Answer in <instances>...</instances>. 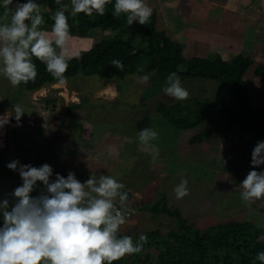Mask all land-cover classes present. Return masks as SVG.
<instances>
[{
	"label": "rangeland",
	"instance_id": "rangeland-1",
	"mask_svg": "<svg viewBox=\"0 0 264 264\" xmlns=\"http://www.w3.org/2000/svg\"><path fill=\"white\" fill-rule=\"evenodd\" d=\"M206 1L214 5L207 7L205 0H160L162 9L154 0H146L153 12L162 13L159 28L174 27L180 36L185 31L188 38L181 37L183 43L189 40L184 50L186 57L214 58L218 54L231 59L239 53L251 56L254 62L245 78L249 81L253 104L264 108V7L261 11L258 7L264 3L258 0L256 7L257 0ZM8 21L9 14H4L1 22ZM41 27L51 30L46 22ZM139 27V34H145L146 23ZM116 32L112 29L103 32L97 27L84 36L71 34L63 54L78 56L77 53L88 50L104 35ZM260 67L262 73L257 71ZM149 74L150 79L143 82L136 73L108 79L79 72L64 84L47 83L33 91H24L0 77V113H11L14 103L27 111L19 126L13 116L10 124L0 129V198L22 183L18 172L6 167L8 162L18 159L34 166L47 162L54 174L67 176L72 171L81 181L92 172L114 175L122 181L125 189L133 193L126 202L133 217L120 230L134 239L141 232L159 230L165 235L177 228L173 216L141 205V201L155 204L165 198L200 229L229 220H249L264 233L261 210L264 200L244 202L239 195V184L247 173L252 168L264 169V165L250 163L255 144L264 137L243 132L237 126L226 127L220 115L206 119L195 128L178 129L156 111L158 101L176 100L164 94L163 88L153 86L155 71ZM182 84L189 90L184 104L191 102L192 97L219 98L217 81L190 78ZM82 101L83 106L75 113H67L71 104ZM149 126L159 132L156 143L160 154L155 160L140 151L137 139L138 131ZM209 128H219L222 132L218 137L191 144L192 135ZM181 176L188 179L190 192L176 199L172 189ZM38 191L32 194L37 195ZM151 249L150 253L156 256L155 247ZM123 264L143 263L128 255Z\"/></svg>",
	"mask_w": 264,
	"mask_h": 264
},
{
	"label": "clouds",
	"instance_id": "clouds-1",
	"mask_svg": "<svg viewBox=\"0 0 264 264\" xmlns=\"http://www.w3.org/2000/svg\"><path fill=\"white\" fill-rule=\"evenodd\" d=\"M110 2L70 0L69 11L68 4L56 0L58 7L52 17L50 34H46L41 27L45 24V9L37 0H0L5 15L10 13L7 23L0 22V77L13 86L34 81L35 57L53 78L66 83L64 74L69 58L63 51L71 35L69 16L104 15ZM113 8V15L124 14L128 25L145 24L153 12L146 0H114ZM111 64L119 70L124 68L119 59L114 58ZM138 71L143 73L138 80L150 79V74L142 68ZM162 91L175 100L189 97V90L176 71L169 72ZM26 112L22 105L14 103L11 113H0V129L10 124L13 116L19 126ZM158 137L159 132L151 126L138 131L140 151L154 160L160 154ZM250 163L264 165V140L255 144ZM6 167L18 172L22 183L0 198V264H113L126 255L141 253L148 243L143 232L135 239L133 235L120 234L121 226L129 218L128 192L116 176L92 172L81 181L72 171L67 176L54 174L47 162L34 166L18 159L11 160ZM37 189L38 194L33 195ZM239 189L244 202L264 200V169L252 168ZM172 190L176 199L187 196L188 179L181 176ZM254 259L264 264V251H258Z\"/></svg>",
	"mask_w": 264,
	"mask_h": 264
},
{
	"label": "trees",
	"instance_id": "trees-1",
	"mask_svg": "<svg viewBox=\"0 0 264 264\" xmlns=\"http://www.w3.org/2000/svg\"><path fill=\"white\" fill-rule=\"evenodd\" d=\"M37 2L45 9L43 15L46 24L52 25V17L58 7L56 0ZM62 2L69 5L70 11V0ZM113 3L114 0L106 5L104 15L94 13L89 17L79 13L76 17L69 16L71 34L84 36L89 30L97 27L103 32L108 29L117 32L109 36L104 35L78 56H66L69 58L68 69L64 74L67 79L79 72L108 79H121L134 73L142 75L143 73L138 71L142 68L144 73L156 72V76H153V86L159 90L163 88L167 75L172 71H176L182 81L190 78L214 80L218 82L220 99L192 97L191 102L185 104L184 100L172 103L160 100L156 103V111L162 113L178 129L195 128L206 119L220 115L224 118L226 127L237 126L243 132L264 137V108L253 104L249 81L245 78L246 72L254 62L251 56L239 53L231 59H224L218 54L214 58L186 57V44L174 40L165 29L158 28L157 12H152L146 22V33L139 34V22L128 25L124 14L114 16ZM4 14V9L0 8V22ZM114 58L123 62L122 70L111 64ZM33 59L37 66V77L27 84H20L22 90L33 91L47 83L58 81L41 61L35 57ZM261 67L257 69L259 73L263 71ZM83 104V101L71 104L67 113H75ZM221 132L222 129L209 128L192 135L190 142L201 143L207 141V138L218 137L216 135ZM125 190L129 200L133 193ZM141 205L156 213L163 212L173 216L177 224V228L170 229L165 235L159 230L144 232L148 236V243L141 253L131 254L143 264H261L254 258L258 251H264V233L252 221L229 220L200 229L184 217L179 208L170 206L166 198L155 204L141 201ZM261 210L264 211V206ZM131 216L133 217V214ZM131 216L128 219H131ZM120 234L124 233L120 230ZM151 247H155L156 256L150 253ZM127 256L114 261L113 264H123Z\"/></svg>",
	"mask_w": 264,
	"mask_h": 264
},
{
	"label": "crops",
	"instance_id": "crops-1",
	"mask_svg": "<svg viewBox=\"0 0 264 264\" xmlns=\"http://www.w3.org/2000/svg\"><path fill=\"white\" fill-rule=\"evenodd\" d=\"M155 1V4H156V6L157 7H159V8H162L163 9V6H162V4H161V2H160V0H154ZM227 1V3L229 2V0H225V2ZM205 2L207 3V7H210V6H212V5H214V4H212V2L211 1H209V2H207L206 0H205ZM215 2V1H214ZM264 3V0L263 1H261L260 0V4H262V3ZM254 5L257 7V5H258V0L257 1H255L254 2ZM203 7H204V3H203ZM216 7L217 8H219V5H216ZM224 7L225 8H227V4H225L224 5ZM258 7L260 8V11H261V8L263 9V4L262 5H258ZM161 14L162 13H160L158 10H157V26H158V28H159V22L161 21ZM204 18H206V17H204ZM209 18V17H208ZM210 18H213L212 16L210 17ZM43 29H45V28H43ZM159 29H165L166 31H167V33L169 34V35H171V37L174 39V40H177L176 38L178 37V38H180L182 35L187 39L188 37H186L185 36V31L182 33V35L180 36L179 34H178V31H177V29L176 28H171L170 30L169 29H166V28H159ZM46 30V33L47 34H49L48 32H50V30L48 31V29H45ZM183 38L181 37V39H178V40H181L182 42H183V40H182ZM177 40V41H178ZM191 40H192V38H191ZM189 41V40H188ZM188 41H184L185 42V44L188 42ZM208 49H210V48H208ZM211 51H214V49L213 50H209V52H211ZM209 55V54H208ZM224 58V57H223ZM86 129H87V127H85Z\"/></svg>",
	"mask_w": 264,
	"mask_h": 264
},
{
	"label": "built area",
	"instance_id": "built-area-1",
	"mask_svg": "<svg viewBox=\"0 0 264 264\" xmlns=\"http://www.w3.org/2000/svg\"><path fill=\"white\" fill-rule=\"evenodd\" d=\"M129 212V216H131L133 214V212L131 210H128Z\"/></svg>",
	"mask_w": 264,
	"mask_h": 264
}]
</instances>
